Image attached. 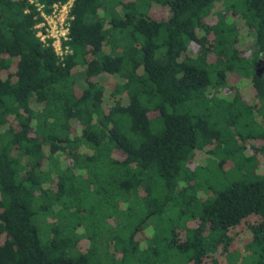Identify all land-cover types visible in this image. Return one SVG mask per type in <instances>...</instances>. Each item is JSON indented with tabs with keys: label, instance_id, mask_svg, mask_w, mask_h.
<instances>
[{
	"label": "trees",
	"instance_id": "16d2710c",
	"mask_svg": "<svg viewBox=\"0 0 264 264\" xmlns=\"http://www.w3.org/2000/svg\"><path fill=\"white\" fill-rule=\"evenodd\" d=\"M71 13L60 61L35 35V7L0 0V264H90L94 249L64 237L66 225L49 223L42 242L35 221L56 208L80 213L92 192L111 189L136 200L93 198L88 212L111 203L109 243L127 264L139 252L135 207L158 212L186 193L195 175L182 163L218 145L215 124L187 105L227 93L235 101L239 79L252 98L264 97L255 71L264 65V0H74ZM242 140L244 161L264 155L262 132ZM105 176L115 186L102 190ZM180 232L173 245L187 264H232L250 245L264 257V177L246 173L215 191Z\"/></svg>",
	"mask_w": 264,
	"mask_h": 264
},
{
	"label": "rangeland",
	"instance_id": "374dc122",
	"mask_svg": "<svg viewBox=\"0 0 264 264\" xmlns=\"http://www.w3.org/2000/svg\"><path fill=\"white\" fill-rule=\"evenodd\" d=\"M261 60L255 66V70L256 68L261 69L259 71L260 76L264 74V65ZM79 76H82V74ZM238 86L241 92L235 101L232 99L233 93H227V96L223 98L215 95L203 96L198 100L194 99L191 102L192 105H189L190 103L187 105V107H193V113L200 115L203 113L215 124L214 128L220 133L218 145L215 147L213 142L211 145H205V147L195 151L192 159L188 157L182 163V172L185 171L186 175L189 176L195 175V179L190 182L191 189L186 193L175 197L172 196L173 199L165 201L158 212H149L145 206L135 207V217L139 215L142 220V228L136 235V238L140 239L138 242L140 253H130L127 264H187V261L183 259L176 246L173 245L176 242L174 240H176L178 233L182 238L184 233L180 231L187 221L191 217L199 215L202 205L209 203L214 198L215 191L223 190L233 180L244 178L246 173L250 174L252 179L264 177L263 153L258 154L250 162L244 161V157L250 153L242 140V137L254 134V132H262L264 134V97L262 100L252 98L246 93V90L242 89L241 79L238 81ZM239 164L243 167L239 168ZM108 179L110 181L105 187H102V190L109 188L107 186H115V181H113L112 177H102V180ZM98 187L100 188V185ZM104 194L105 192L101 194L92 192L91 196L83 201L86 206H83L84 208L80 213L56 208V211L51 212L45 218H41L38 215L35 223L37 222L38 224L39 236L42 242L51 239L49 223L53 222L57 226L64 224L66 225L65 231L67 230L66 232H61L64 237L67 236L73 240L77 239V247H85L86 251L91 247L94 249L88 251L91 254L89 257L90 264H97V260L101 264H126V260L119 261L121 254L119 253L120 250L116 248L120 247L118 245L117 247H111L109 243L110 236L116 230L113 225L115 223L114 219L106 218L107 213L112 211L111 203L99 207V211L94 217L88 212V207L91 205L93 198H102L105 201V197L112 196V189L106 192L105 197ZM120 194L114 191L113 200L116 201L117 195L127 197L129 203L130 200L133 202L136 200L133 194L128 195L123 192ZM101 214L103 215L102 218H100ZM100 222L102 226H100ZM71 223L76 226L74 228L77 229V232L68 230L70 228L67 227V224L71 226ZM93 224L100 230L99 233L94 234L95 226ZM92 234H94V239L89 238L92 242L90 243L86 237ZM127 235V230L122 231L123 237ZM106 248H108L109 255H106ZM240 248L241 246L237 249V253H232L233 255L230 257L232 264H250L253 256L254 260L264 264V257H261L263 253L261 246H246L248 250L244 248L241 252Z\"/></svg>",
	"mask_w": 264,
	"mask_h": 264
},
{
	"label": "built area",
	"instance_id": "2783aa9c",
	"mask_svg": "<svg viewBox=\"0 0 264 264\" xmlns=\"http://www.w3.org/2000/svg\"><path fill=\"white\" fill-rule=\"evenodd\" d=\"M39 16L34 26L35 35L43 46H51L56 57L62 61L69 53V34L74 15L71 13L74 0L52 3L48 8L43 0H28ZM48 9V11L46 10Z\"/></svg>",
	"mask_w": 264,
	"mask_h": 264
},
{
	"label": "water",
	"instance_id": "95a60500",
	"mask_svg": "<svg viewBox=\"0 0 264 264\" xmlns=\"http://www.w3.org/2000/svg\"><path fill=\"white\" fill-rule=\"evenodd\" d=\"M259 61H260V60H259ZM259 61H258V62H259ZM258 62H257V63H258ZM260 70H261V69H258V68H256V70H255L256 73H257L258 75L260 74V73H259Z\"/></svg>",
	"mask_w": 264,
	"mask_h": 264
}]
</instances>
